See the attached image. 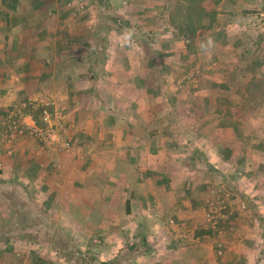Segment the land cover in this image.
<instances>
[{"label": "crops", "instance_id": "obj_1", "mask_svg": "<svg viewBox=\"0 0 264 264\" xmlns=\"http://www.w3.org/2000/svg\"><path fill=\"white\" fill-rule=\"evenodd\" d=\"M103 4L0 0V181L49 185L41 199L102 227L108 256L140 236L132 264H264V90L249 89L264 82V0H219L193 41L166 37L165 59L156 23L149 43L140 19L131 42L88 31ZM43 91L69 152L35 133L26 102Z\"/></svg>", "mask_w": 264, "mask_h": 264}, {"label": "rangeland", "instance_id": "obj_2", "mask_svg": "<svg viewBox=\"0 0 264 264\" xmlns=\"http://www.w3.org/2000/svg\"><path fill=\"white\" fill-rule=\"evenodd\" d=\"M103 2L104 9L96 14L94 21L88 23V31L94 33L103 22V25L123 34V31L128 29L133 31L134 28L139 27L138 19H140L142 27L145 28L144 40L149 43L151 24L156 23L161 27V33L157 36L160 48L155 49L154 52L160 53L165 59L170 57L166 52L170 49L168 41H165L166 37L178 33L179 44L182 37H188L193 41L192 39L197 37L199 24L205 22L207 27L212 25L219 0H121L114 5L108 0ZM141 9L149 12L139 18L137 13H140ZM150 11L153 13L150 14ZM255 19L264 22V16L259 15ZM169 24L171 27H168ZM133 35L136 37L135 34ZM133 39L131 38V41ZM210 39L212 41L213 38ZM208 40L209 38H206L201 43L206 44ZM212 48L213 45L208 51ZM26 107H36L38 111L35 116L37 119L41 118L42 107L39 103L26 102ZM11 117L13 120L18 119L15 115ZM10 180L0 181V264H103L104 262L132 264L135 260L132 255L139 252V247L135 248V245L143 244L140 236L137 238L138 241H131L133 248L130 250L125 251L126 247H122L123 242L113 243L115 245L112 248L115 253L113 256H108L104 251V246L107 244L102 227H90L81 220V223L76 224L79 215H75L77 221L74 220L75 216L70 217L64 213L61 217L56 216V211L43 200L49 194L41 195L42 192L48 191L49 185L34 186L36 190L31 195L27 190L30 185L25 184L23 180ZM41 189V193L36 192ZM78 251L82 252V258L78 257Z\"/></svg>", "mask_w": 264, "mask_h": 264}, {"label": "built area", "instance_id": "obj_3", "mask_svg": "<svg viewBox=\"0 0 264 264\" xmlns=\"http://www.w3.org/2000/svg\"><path fill=\"white\" fill-rule=\"evenodd\" d=\"M30 102H37L42 107L41 110V122L43 125L40 128H37L35 133L41 139L42 148L47 151H62V150H70L71 145L69 141H64L60 136L57 124L55 123L56 117L53 112H51V106L53 104V98L50 96L48 92H40V94L36 95L31 99ZM35 105V104H34ZM18 119L12 121V126L10 131L15 133L20 128V119L23 117L22 113L15 114Z\"/></svg>", "mask_w": 264, "mask_h": 264}, {"label": "trees", "instance_id": "obj_4", "mask_svg": "<svg viewBox=\"0 0 264 264\" xmlns=\"http://www.w3.org/2000/svg\"><path fill=\"white\" fill-rule=\"evenodd\" d=\"M213 20H214V18L212 19V21ZM260 88H263V90H264V82L263 81L260 82L259 79L255 80L254 84L253 83L249 84V89L255 91V92H253V91L250 92V95H252V97L250 99L255 98V97H253V94H256V92ZM263 93H264V91H263ZM254 100H256V99H254ZM77 255H78V257L82 258V252L81 251H78ZM103 264H109V263L108 262H104Z\"/></svg>", "mask_w": 264, "mask_h": 264}, {"label": "clouds", "instance_id": "obj_5", "mask_svg": "<svg viewBox=\"0 0 264 264\" xmlns=\"http://www.w3.org/2000/svg\"><path fill=\"white\" fill-rule=\"evenodd\" d=\"M132 35H133V32H132L131 30H128V31H126L124 38H125L127 41H131V37H132ZM211 46H212V41H211V39H209V40L207 41L206 44H205V43H201V44H200V48H201V50H203V51H205V52L208 51V49L211 48Z\"/></svg>", "mask_w": 264, "mask_h": 264}]
</instances>
